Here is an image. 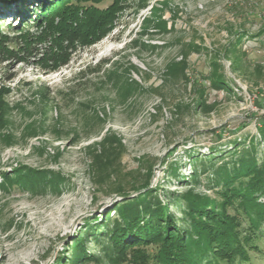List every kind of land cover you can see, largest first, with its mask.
I'll list each match as a JSON object with an SVG mask.
<instances>
[{
	"label": "rangeland",
	"instance_id": "374dc122",
	"mask_svg": "<svg viewBox=\"0 0 264 264\" xmlns=\"http://www.w3.org/2000/svg\"><path fill=\"white\" fill-rule=\"evenodd\" d=\"M121 4L117 27L78 48L56 71L39 67L37 52H21L22 61L0 58V102L6 105H0V264L104 257L114 224L126 221L120 212L142 211L141 197L154 208L158 200L172 220L149 230L190 229L201 216L181 214L173 201L189 189L191 175L203 171L200 160L228 161L260 139L264 0ZM183 63L182 71H168ZM221 82L223 88L215 87ZM20 167L44 173L33 191L5 185V176L15 177ZM206 180L202 203H212L221 187L208 191ZM57 186L65 190L57 194ZM238 205L228 215L245 237L253 214ZM137 231L148 235V227ZM256 236L259 250H249L248 264H264V227ZM164 238L142 247L140 254L151 258L145 264H156L152 258ZM137 257L128 253L118 264H140Z\"/></svg>",
	"mask_w": 264,
	"mask_h": 264
},
{
	"label": "trees",
	"instance_id": "16d2710c",
	"mask_svg": "<svg viewBox=\"0 0 264 264\" xmlns=\"http://www.w3.org/2000/svg\"><path fill=\"white\" fill-rule=\"evenodd\" d=\"M105 1L0 0V58H17L22 61L25 59L21 57V52L30 55L37 52V65L46 71H56L67 66L78 48L97 44L117 27L118 16L124 10V6H121L124 0H112L106 9L99 8ZM4 28L6 30L2 31ZM32 28H36L38 33L32 34ZM38 45L46 48L39 52L36 47ZM230 53H235V48L230 49ZM182 65L184 68L185 63L172 65L168 71L172 72L174 67L182 71ZM100 72V69L93 71ZM222 84L215 87L221 89ZM0 105L3 108L6 106L2 102ZM3 115L0 116V125L4 121ZM104 152L98 157L104 156ZM200 162L203 165L201 174L191 175L189 189L173 201L175 210L181 214H191L195 210L201 216L200 219H193L190 229L180 231L174 228L166 235L157 230H149L172 220L164 212L166 207L160 206L158 200L155 201L158 206L154 208L151 201L141 197L138 205L143 206L142 211L135 209L125 216L120 212L121 219L126 221L124 224H114L108 244L101 249L104 257L82 253L74 255L69 264H106L103 259L105 257L110 264H118L120 258L128 253L135 254L140 264H145L151 258L140 254L142 247L154 244L163 236L164 242L152 258L156 264L250 263L249 250H259L253 242L258 238L257 231L264 227V202L261 201L264 199V124L260 129V139H251L247 146L238 150L228 161L223 157H207ZM171 173L178 176L177 169H172ZM38 174L44 173L20 167L15 171V177L5 176V185L33 191L38 184ZM204 176L208 191L221 187L217 191L219 199L212 203L207 200L202 203L206 198L201 191ZM53 179L52 183L55 182ZM64 190L59 186L55 188L57 194ZM120 194L127 196L126 193ZM237 203L253 214L245 237L240 235L241 224L228 215V209ZM142 222L146 224L142 225ZM142 227H148V235L142 236L137 231ZM82 238L84 236L76 239V247L84 244Z\"/></svg>",
	"mask_w": 264,
	"mask_h": 264
}]
</instances>
